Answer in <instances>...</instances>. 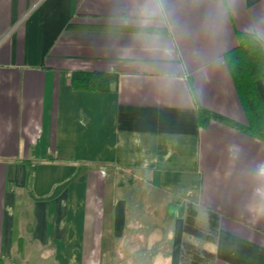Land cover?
<instances>
[{
  "label": "crops",
  "instance_id": "0c3cea01",
  "mask_svg": "<svg viewBox=\"0 0 264 264\" xmlns=\"http://www.w3.org/2000/svg\"><path fill=\"white\" fill-rule=\"evenodd\" d=\"M113 4L0 0V264H182L189 212L215 220L214 264H264V139L198 112L247 122L222 55L264 0H239L191 104L124 56ZM91 73L108 84L84 87Z\"/></svg>",
  "mask_w": 264,
  "mask_h": 264
},
{
  "label": "clouds",
  "instance_id": "9594fccd",
  "mask_svg": "<svg viewBox=\"0 0 264 264\" xmlns=\"http://www.w3.org/2000/svg\"><path fill=\"white\" fill-rule=\"evenodd\" d=\"M239 0H114L110 29L115 39L127 33L125 57L149 73L165 98L191 104L198 95L194 80L218 59V48ZM243 43L264 49V13L244 29ZM251 208L264 214V161L249 172Z\"/></svg>",
  "mask_w": 264,
  "mask_h": 264
},
{
  "label": "trees",
  "instance_id": "16d2710c",
  "mask_svg": "<svg viewBox=\"0 0 264 264\" xmlns=\"http://www.w3.org/2000/svg\"><path fill=\"white\" fill-rule=\"evenodd\" d=\"M243 33L244 32L237 33V44L232 49L226 51L222 56L231 73L235 89L247 117V122L245 124L239 123L231 118L202 107L198 108V112L203 118V123L207 121L209 117H212L220 122L234 126L251 136L264 139V101L261 99L258 88V81L264 77V49H252L246 46L241 39ZM87 79L88 80L83 83L84 87L104 88L108 84V79H110V77L105 75L97 79L93 76V73H91ZM193 219L192 213L189 212L186 214L185 228L187 234L193 233L195 238L198 237L197 239H200V229L195 226ZM214 224L215 220L212 215H210L208 230L211 239L214 236ZM207 250L213 255L208 248Z\"/></svg>",
  "mask_w": 264,
  "mask_h": 264
},
{
  "label": "rangeland",
  "instance_id": "374dc122",
  "mask_svg": "<svg viewBox=\"0 0 264 264\" xmlns=\"http://www.w3.org/2000/svg\"><path fill=\"white\" fill-rule=\"evenodd\" d=\"M200 222L203 227L206 225L205 223H202V221ZM200 235L201 238L197 239L194 237L193 233L187 234L185 249L182 255V264H214V255L207 250V245L211 239L208 227L201 230ZM112 258V255L105 254V262H103L105 264H113Z\"/></svg>",
  "mask_w": 264,
  "mask_h": 264
}]
</instances>
